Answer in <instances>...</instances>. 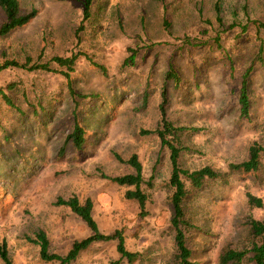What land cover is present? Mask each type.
Wrapping results in <instances>:
<instances>
[{"label": "rangeland", "instance_id": "374dc122", "mask_svg": "<svg viewBox=\"0 0 264 264\" xmlns=\"http://www.w3.org/2000/svg\"><path fill=\"white\" fill-rule=\"evenodd\" d=\"M19 2L24 11L35 7L37 13L0 36V62L29 55L65 71L50 58L82 50L105 72L78 56L69 71L72 97L58 71L0 70V87L12 102L0 94V242L6 241L13 264H59L41 258L39 244L28 239L37 228L45 231L48 250L59 254L91 233L79 215L55 203L58 196L71 195L92 199L100 231L121 229L126 248L139 253L133 264H175L170 150L156 133L141 130L159 124L165 85L167 118L195 128L180 136L182 167L209 164L227 172L229 162L247 158L253 141L264 144V27L257 24L264 22V0H93L79 36L82 0ZM3 17L0 8V23ZM170 62L178 81L165 80ZM248 65L245 117L238 91ZM73 113L85 141L80 150L68 141L61 153ZM114 153L124 159L136 153L141 162L143 213L125 196L134 186L102 175L134 171ZM246 191L264 200V152L257 170L228 172L225 180H206L190 192L186 211L195 227L186 235L197 264H222L226 247L249 248L248 219H264V208L251 206ZM116 244V239L94 241L67 264H129ZM239 264L253 262L245 256Z\"/></svg>", "mask_w": 264, "mask_h": 264}, {"label": "trees", "instance_id": "16d2710c", "mask_svg": "<svg viewBox=\"0 0 264 264\" xmlns=\"http://www.w3.org/2000/svg\"><path fill=\"white\" fill-rule=\"evenodd\" d=\"M93 0H82L83 9L81 19L75 29L76 36H79L81 30L84 28V21L87 20L90 15V7ZM0 8L3 13V20L0 23V36L9 33L12 29L22 26L29 22L37 13L35 7L28 11H24L19 0H0ZM220 20V17L218 16ZM260 26L264 27V22H257ZM164 26L168 27V22L164 20ZM78 56H84L91 63L98 66L102 72H105V68L102 64L95 62L92 57L82 50L72 52L67 56L53 55L50 60L54 61L61 67H66L65 71L55 70L49 63V61H33L29 55H25L23 60L17 58L5 57L0 62V70L6 67L15 66L21 67L27 70H46V71H58L64 74L67 78V88L71 93L72 97L76 95L70 78L69 71L72 70V65L74 64ZM131 56V55H130ZM130 58H133L132 56ZM129 60V56L125 57L122 61V66L126 64ZM251 65L245 67L241 73L240 86L238 91V102L240 105V113L242 116H249V95H248V78L251 72ZM173 79L178 81L179 75L173 68L171 62L168 64L165 80ZM149 79L147 78V81ZM0 94L4 99L12 105L10 98L4 93L3 88L0 87ZM161 100L159 102L160 110V122L153 129H142L143 133H156L161 141L162 145H166L169 148V159H170V175L169 184L171 187V193L169 196V202L172 206V216L170 219L171 226L174 229V240L176 244V251L174 253L175 264H197L195 260H192V248L187 243L186 232L190 228L195 227L194 223L187 216V204L186 201L192 190H197L200 188L206 180L220 178L226 179L228 172H251L258 169L261 162V155L264 152V144L258 141H253L248 148V156L246 159L239 162H229L228 171L222 172L213 166L206 164L199 168L188 169L182 167L179 162L180 152L183 149L181 145L180 136L182 133L189 129H195L192 127H187L183 125H174L166 116V105L168 102V95L165 85L161 88ZM80 97H85L86 94H78ZM147 100V91L143 94V102ZM77 101V100H76ZM73 123L71 129L66 134L63 144L60 146L59 151L62 153L64 149V144L71 141L74 147L80 150L85 141L86 131L82 124L79 122L75 113H73ZM115 157L122 162L129 163L133 168V172H127L123 174L116 175H106L102 174L112 181L121 185H132L133 188H127L125 191V196L127 198L135 199L138 202L140 212L143 213L145 208V203L147 200L146 193L141 189L140 185L144 181L142 174V165L139 161L137 154L132 153L128 158L124 159L119 154L114 153ZM188 180L190 187L185 183ZM246 196L248 203L251 206L264 208V200L261 196L255 195L252 192L246 191ZM57 204H64L68 206L73 212L79 215L87 226L90 228L91 233L80 239H74L70 248L65 254H59L56 252H50L49 239L42 228H37L34 231V236H29L30 241L39 244V254L41 258L45 260H58L59 264H67L71 260L75 259L79 252L87 248L92 242L98 240H110L116 239L117 251L121 256L127 258L129 264H133V261L137 259L139 253L136 251H131L126 248L124 242V236L121 229H114L112 232H102L99 230L98 225L92 215L93 201L90 197H86L83 201H80L76 195H71L69 197L58 196L55 200ZM248 234L250 237L249 248L234 249L232 247H226L220 253V262L222 264L231 263L239 264L242 259L246 258L253 262V264H264V219L258 217H250L248 219ZM249 254V255H248ZM248 255V256H247ZM0 258L3 264H13V261L8 253L6 241L0 242ZM118 264V262H115Z\"/></svg>", "mask_w": 264, "mask_h": 264}]
</instances>
